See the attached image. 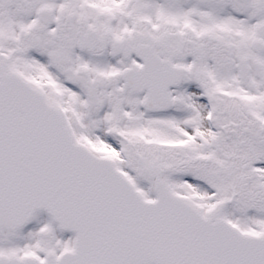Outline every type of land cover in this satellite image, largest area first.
<instances>
[{"label":"snow or ice","instance_id":"6c2138e0","mask_svg":"<svg viewBox=\"0 0 264 264\" xmlns=\"http://www.w3.org/2000/svg\"><path fill=\"white\" fill-rule=\"evenodd\" d=\"M0 264H264V0H0Z\"/></svg>","mask_w":264,"mask_h":264}]
</instances>
